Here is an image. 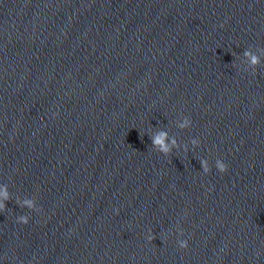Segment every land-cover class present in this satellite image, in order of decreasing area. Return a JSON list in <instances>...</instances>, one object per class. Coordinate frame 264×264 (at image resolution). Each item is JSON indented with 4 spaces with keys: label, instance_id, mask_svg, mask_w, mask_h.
<instances>
[{
    "label": "clouds",
    "instance_id": "clouds-1",
    "mask_svg": "<svg viewBox=\"0 0 264 264\" xmlns=\"http://www.w3.org/2000/svg\"><path fill=\"white\" fill-rule=\"evenodd\" d=\"M245 55L246 56H249L250 57V61H251V64L252 65H257L260 61H259V58L254 56V55H251V53H248V52H245ZM191 126V120L189 118H185L184 120V123L180 125V127L183 129V128H186V127H189ZM166 138H167V133L165 132H160L159 134L155 135L154 137L151 138L152 140V144L153 146H158L159 147V150L165 154H167L170 149L168 147V145L165 143L166 141ZM173 144L176 143L175 140L172 141ZM193 143H197L196 140L193 141ZM202 165H203V168H204V173L205 174H208L211 169H209V167L207 166V163L206 161H201ZM227 165L220 159H217L216 161V169L220 172V173H224L227 171ZM7 193L4 194V199H7ZM26 204H28L29 207H32V202L31 201H26L25 202ZM5 209V205L2 201H0V210H4ZM18 223H21V224H27L29 222V219L28 217H25V216H21L19 217V219L17 220ZM179 235H183V230L180 229L179 231ZM155 237L151 234H149L147 236V240L149 242H151ZM178 243V246L181 248V249H186L188 247V241L187 240H183V239H180L177 241Z\"/></svg>",
    "mask_w": 264,
    "mask_h": 264
}]
</instances>
